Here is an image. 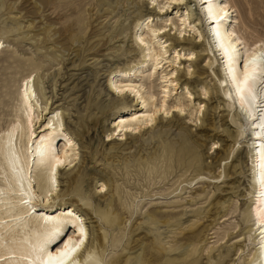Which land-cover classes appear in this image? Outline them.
Returning a JSON list of instances; mask_svg holds the SVG:
<instances>
[{
    "label": "rangeland",
    "instance_id": "1",
    "mask_svg": "<svg viewBox=\"0 0 264 264\" xmlns=\"http://www.w3.org/2000/svg\"><path fill=\"white\" fill-rule=\"evenodd\" d=\"M118 1L0 0V40L5 43L3 48L0 46V131L15 116L22 79L39 69L34 76L49 77L46 83L41 79L47 98H54V102L64 105L66 113L74 115L68 121L69 131L79 134V122L86 123V143L79 140L80 154L86 156L82 191L94 202L93 208L97 206L96 214L91 216L97 222L89 223V228L92 243L93 227L103 229L106 235V264H111L113 257L120 258L123 264H231L238 258L231 234L242 222L241 209L248 204L246 193L251 176L246 152L248 136L235 150L231 148L233 144L225 132L229 130L237 136L240 120L234 112L228 113L224 101L217 99L214 104L221 108L215 113L212 130L203 132L200 120L190 126V116L186 114V128L159 127L154 136L129 140L119 153L113 149L116 143H107L112 121L118 116L108 92L109 75L140 60L142 54L132 47L133 27L141 12L149 15L144 2L134 10L132 2ZM189 1L195 10V2ZM232 3L241 23L264 39V0ZM194 12L198 18L200 13ZM122 23L124 27L133 25L125 32L124 41L107 42ZM199 27L205 33L202 25ZM206 34L198 52L205 49L207 54ZM120 47L122 52L117 51ZM200 64L205 67L208 61ZM217 80L214 76L192 80L194 95L202 94L203 85L214 95ZM224 114L230 115L228 124L224 117L221 119ZM207 133L210 138L204 136ZM214 141L219 144L212 145ZM228 151L232 152L230 159L215 170L216 161L226 159ZM220 174L221 179L215 180L218 184L207 182ZM104 182L108 191L98 195ZM112 198L115 202L111 206L108 203Z\"/></svg>",
    "mask_w": 264,
    "mask_h": 264
},
{
    "label": "bare ground",
    "instance_id": "2",
    "mask_svg": "<svg viewBox=\"0 0 264 264\" xmlns=\"http://www.w3.org/2000/svg\"><path fill=\"white\" fill-rule=\"evenodd\" d=\"M123 1L132 2L134 10L143 2L148 4L149 15L144 19L141 12L134 27H124L122 23L123 27H118L107 41L123 42L125 32L133 27L132 47L142 54L132 66L109 75L108 92L118 116L112 121L107 143H116L113 149L119 153L129 140L154 136L159 127L186 128V114L190 116V126L200 120L203 132L212 130L215 113L221 108L214 104L217 99L224 101L228 113L234 112L240 120L237 136L229 130L225 132L233 144L231 148L235 150L248 136L246 152L251 176L246 193L248 204L241 209L242 222L231 234L238 257L231 264H264V39L241 23L232 0H193L195 10L189 0ZM197 10L198 18L194 12ZM115 11L116 7L110 14ZM156 22L160 24L157 26ZM200 25L208 36L207 54L205 49L198 52L206 38ZM4 44L0 40L2 48ZM117 51L122 52V47ZM201 61H208V65L202 67ZM253 68L255 77L249 81L242 99L241 81L245 72ZM34 73L22 79L15 116L0 131V264H41L46 254L58 255L66 246L75 248L68 264H106V235L103 229L93 227L92 243L89 228V223L97 222L91 218L97 206L93 208L94 202L82 191L86 156L80 154L79 140L86 143V123L79 122L81 133L70 132L68 121L74 115L66 113L64 105L54 102V98H47V90L41 86V79L46 83L47 76ZM211 76L218 78L215 94L211 95L203 85L202 96H195L192 80L204 81ZM229 116L224 114L221 119L224 117L227 123ZM204 136L210 138L209 133ZM218 144L217 141L212 145ZM231 153L228 151L226 159L214 158V169L221 168V162L230 159ZM222 176L211 177L213 180L207 182L218 184L215 180ZM105 191L108 189L104 182L98 195L106 194ZM114 202L112 198L108 204L112 206ZM52 243H56L55 248ZM111 264L123 262L113 257Z\"/></svg>",
    "mask_w": 264,
    "mask_h": 264
},
{
    "label": "snow or ice",
    "instance_id": "3",
    "mask_svg": "<svg viewBox=\"0 0 264 264\" xmlns=\"http://www.w3.org/2000/svg\"><path fill=\"white\" fill-rule=\"evenodd\" d=\"M247 67V66H245ZM256 74L255 68L251 71H246L243 80L241 81V87L239 91L241 93V98L243 99V93H245L248 89V83L250 80L254 79ZM75 252V248H68L66 246L65 249H62L58 255L46 254L45 257L41 260V264H68V261L71 259L72 254Z\"/></svg>",
    "mask_w": 264,
    "mask_h": 264
}]
</instances>
